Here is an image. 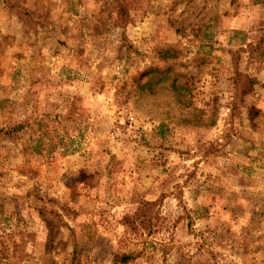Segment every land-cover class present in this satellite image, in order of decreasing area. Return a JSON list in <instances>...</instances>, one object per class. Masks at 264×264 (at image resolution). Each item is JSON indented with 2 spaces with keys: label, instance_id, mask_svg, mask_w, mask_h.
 <instances>
[{
  "label": "rangeland",
  "instance_id": "obj_1",
  "mask_svg": "<svg viewBox=\"0 0 264 264\" xmlns=\"http://www.w3.org/2000/svg\"><path fill=\"white\" fill-rule=\"evenodd\" d=\"M123 2L0 0V264H264V0Z\"/></svg>",
  "mask_w": 264,
  "mask_h": 264
},
{
  "label": "trees",
  "instance_id": "obj_2",
  "mask_svg": "<svg viewBox=\"0 0 264 264\" xmlns=\"http://www.w3.org/2000/svg\"><path fill=\"white\" fill-rule=\"evenodd\" d=\"M117 7H118L117 14L119 16V18H117V19H118V23L121 24V23H123L124 17L126 16V10H125L126 9V5L123 2V0H117ZM142 73H145V71L144 72H141V74ZM143 85H144V83L141 84L140 86H143ZM138 210H140V208H138ZM131 257L132 256L130 254H128V253H122V254H120L117 257L116 260L119 261L120 263H126L127 261H129L130 259H132ZM116 260L113 262V264L116 262Z\"/></svg>",
  "mask_w": 264,
  "mask_h": 264
},
{
  "label": "crops",
  "instance_id": "obj_3",
  "mask_svg": "<svg viewBox=\"0 0 264 264\" xmlns=\"http://www.w3.org/2000/svg\"><path fill=\"white\" fill-rule=\"evenodd\" d=\"M259 79L264 80V70L260 72V74L257 76Z\"/></svg>",
  "mask_w": 264,
  "mask_h": 264
}]
</instances>
